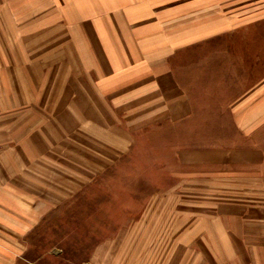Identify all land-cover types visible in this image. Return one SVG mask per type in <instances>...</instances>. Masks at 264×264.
<instances>
[{"label": "crops", "instance_id": "1", "mask_svg": "<svg viewBox=\"0 0 264 264\" xmlns=\"http://www.w3.org/2000/svg\"><path fill=\"white\" fill-rule=\"evenodd\" d=\"M155 2L0 0V264L154 129L159 167L220 181L150 208L159 264H264V14Z\"/></svg>", "mask_w": 264, "mask_h": 264}, {"label": "rangeland", "instance_id": "2", "mask_svg": "<svg viewBox=\"0 0 264 264\" xmlns=\"http://www.w3.org/2000/svg\"><path fill=\"white\" fill-rule=\"evenodd\" d=\"M155 1L169 7L178 0ZM193 1L198 4V13L203 15L210 6L212 12L223 10L222 13L235 18L249 19L264 14V0H181V3L188 8ZM187 14L189 11H183L182 25L188 24ZM166 25L173 24L167 22ZM147 137V144L135 148L132 164L128 163L127 167L121 163L116 172L94 179L82 193L67 200L63 208L55 209L47 216L26 243L28 262L23 260L21 264L162 262L169 242L158 226L166 211L162 209L164 206L150 208L156 203L186 201L185 195L193 185L199 186L198 196L205 198L201 188L220 184V181L205 174L197 175V184L174 177L173 165L166 163L159 167L158 131L150 130ZM148 213L151 216L142 224ZM95 249L101 254V257L96 256L97 259L93 254Z\"/></svg>", "mask_w": 264, "mask_h": 264}]
</instances>
